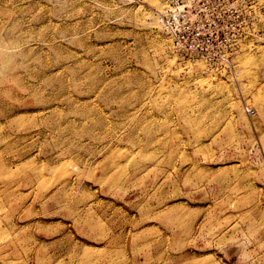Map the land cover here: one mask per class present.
Returning a JSON list of instances; mask_svg holds the SVG:
<instances>
[{
	"label": "rangeland",
	"instance_id": "1",
	"mask_svg": "<svg viewBox=\"0 0 264 264\" xmlns=\"http://www.w3.org/2000/svg\"><path fill=\"white\" fill-rule=\"evenodd\" d=\"M0 0V264H264V0Z\"/></svg>",
	"mask_w": 264,
	"mask_h": 264
},
{
	"label": "built area",
	"instance_id": "2",
	"mask_svg": "<svg viewBox=\"0 0 264 264\" xmlns=\"http://www.w3.org/2000/svg\"><path fill=\"white\" fill-rule=\"evenodd\" d=\"M180 1L171 0L160 13L161 25L176 49L187 53L202 52L206 49L202 26L191 20Z\"/></svg>",
	"mask_w": 264,
	"mask_h": 264
}]
</instances>
